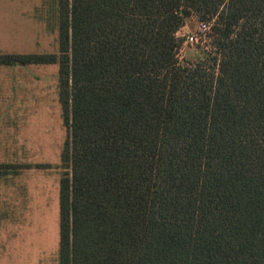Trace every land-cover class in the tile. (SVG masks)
<instances>
[{
  "label": "trees",
  "instance_id": "16d2710c",
  "mask_svg": "<svg viewBox=\"0 0 264 264\" xmlns=\"http://www.w3.org/2000/svg\"><path fill=\"white\" fill-rule=\"evenodd\" d=\"M190 16L216 56L179 61ZM57 29L0 64H58V264H264V0H57Z\"/></svg>",
  "mask_w": 264,
  "mask_h": 264
},
{
  "label": "rangeland",
  "instance_id": "374dc122",
  "mask_svg": "<svg viewBox=\"0 0 264 264\" xmlns=\"http://www.w3.org/2000/svg\"><path fill=\"white\" fill-rule=\"evenodd\" d=\"M176 35L180 62L216 56L212 29L194 16ZM57 37V0H0V53H58ZM67 136L58 64H0V264H58Z\"/></svg>",
  "mask_w": 264,
  "mask_h": 264
},
{
  "label": "built area",
  "instance_id": "2783aa9c",
  "mask_svg": "<svg viewBox=\"0 0 264 264\" xmlns=\"http://www.w3.org/2000/svg\"><path fill=\"white\" fill-rule=\"evenodd\" d=\"M201 24H203V23H201ZM204 25V24H203ZM205 26V25H204ZM206 27V26H205ZM189 40L190 41H192L193 39H192V37H189ZM181 49H182V47L180 48V50H179V52L181 51Z\"/></svg>",
  "mask_w": 264,
  "mask_h": 264
}]
</instances>
